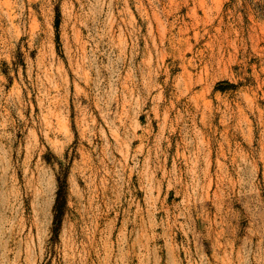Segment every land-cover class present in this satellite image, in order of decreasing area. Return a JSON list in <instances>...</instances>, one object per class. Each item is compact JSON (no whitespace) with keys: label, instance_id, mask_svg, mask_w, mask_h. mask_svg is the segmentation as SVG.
Wrapping results in <instances>:
<instances>
[{"label":"rangeland","instance_id":"rangeland-1","mask_svg":"<svg viewBox=\"0 0 264 264\" xmlns=\"http://www.w3.org/2000/svg\"><path fill=\"white\" fill-rule=\"evenodd\" d=\"M0 264H264V0H0Z\"/></svg>","mask_w":264,"mask_h":264},{"label":"trees","instance_id":"trees-1","mask_svg":"<svg viewBox=\"0 0 264 264\" xmlns=\"http://www.w3.org/2000/svg\"><path fill=\"white\" fill-rule=\"evenodd\" d=\"M59 194H60V192L58 191L57 196H56V200H55V203H54V212L57 211V207H58V204H59ZM56 216H57V214L56 215L54 214V217H56Z\"/></svg>","mask_w":264,"mask_h":264}]
</instances>
